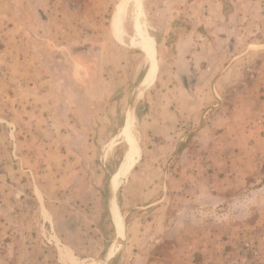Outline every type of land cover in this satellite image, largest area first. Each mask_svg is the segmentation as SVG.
<instances>
[{"label":"rangeland","instance_id":"374dc122","mask_svg":"<svg viewBox=\"0 0 264 264\" xmlns=\"http://www.w3.org/2000/svg\"><path fill=\"white\" fill-rule=\"evenodd\" d=\"M62 1L67 11L59 14L61 28L52 30L57 41L44 48V61L40 56L55 72L48 79L55 128L91 155L83 166L105 165L103 183L115 182L114 205L126 233L135 216L149 212L155 193L149 183L173 178L174 156L185 144L197 151L219 134L263 133L264 0ZM168 134L178 143L169 147L162 173L151 156L159 149L155 140ZM128 154L134 158L125 164ZM256 180L264 185V171ZM111 210L104 208L110 241ZM263 217L264 202L253 205L233 242L264 233Z\"/></svg>","mask_w":264,"mask_h":264},{"label":"crops","instance_id":"0c3cea01","mask_svg":"<svg viewBox=\"0 0 264 264\" xmlns=\"http://www.w3.org/2000/svg\"><path fill=\"white\" fill-rule=\"evenodd\" d=\"M65 5L0 0V264H109L116 258L114 264H205L230 248L253 205H263L264 185L256 179L264 171V129L219 134L197 151L185 144L174 156L171 181L149 183L155 193L147 217L135 216L122 232L115 182L103 183L105 165L83 166L91 155L55 128L48 87L55 72L40 56L44 61V48L57 41L52 30L61 28ZM166 116L172 120L173 111ZM129 124L130 117L127 133ZM155 141L159 149L151 158L167 172L163 164L176 140L168 134ZM110 207L111 241L104 218Z\"/></svg>","mask_w":264,"mask_h":264},{"label":"built area","instance_id":"2783aa9c","mask_svg":"<svg viewBox=\"0 0 264 264\" xmlns=\"http://www.w3.org/2000/svg\"><path fill=\"white\" fill-rule=\"evenodd\" d=\"M205 264H264V233L243 235Z\"/></svg>","mask_w":264,"mask_h":264},{"label":"bare ground","instance_id":"6f19581e","mask_svg":"<svg viewBox=\"0 0 264 264\" xmlns=\"http://www.w3.org/2000/svg\"><path fill=\"white\" fill-rule=\"evenodd\" d=\"M122 13H123V10H122L121 13H120V17L122 16ZM142 50H143V51H146L145 46L142 47ZM131 124H132V123H131ZM126 156H127V155H126ZM115 251H116V245L114 244V245L111 247V249H110L109 256H113V255L115 254Z\"/></svg>","mask_w":264,"mask_h":264}]
</instances>
